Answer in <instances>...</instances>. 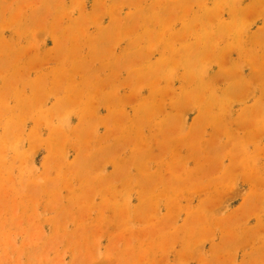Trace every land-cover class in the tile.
Returning a JSON list of instances; mask_svg holds the SVG:
<instances>
[{
	"label": "rangeland",
	"instance_id": "obj_1",
	"mask_svg": "<svg viewBox=\"0 0 264 264\" xmlns=\"http://www.w3.org/2000/svg\"><path fill=\"white\" fill-rule=\"evenodd\" d=\"M0 264H264V0H0Z\"/></svg>",
	"mask_w": 264,
	"mask_h": 264
}]
</instances>
